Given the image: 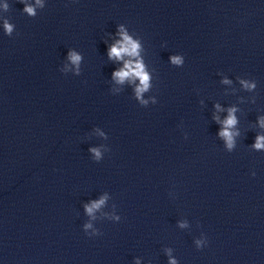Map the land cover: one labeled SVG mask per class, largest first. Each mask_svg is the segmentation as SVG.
Instances as JSON below:
<instances>
[{
	"label": "clouds",
	"instance_id": "1",
	"mask_svg": "<svg viewBox=\"0 0 264 264\" xmlns=\"http://www.w3.org/2000/svg\"><path fill=\"white\" fill-rule=\"evenodd\" d=\"M20 3H24L25 7L23 11L27 13L29 16H35L36 10L35 7L26 3V0H20ZM37 6L41 5V0H36ZM3 9L5 11L8 10V5L4 4ZM3 28L7 35H11L14 31L15 25L10 23L8 19H4L3 21ZM120 39L116 40L113 43L109 50L108 56L109 59H115L118 61H123V67L119 70L113 72V79L118 84H123L125 81L134 82L136 80L139 81V84L135 88V96L137 99H140L142 104H146L147 101L141 99L142 94L148 91L151 87L150 84V74L146 71L145 64L143 63L142 59L140 58V51L141 45L138 40H134L128 32L124 29L123 26H119L118 33ZM127 57V59H125ZM69 60L72 64L77 66V71L79 70V64L81 62V55L77 54L74 51L69 52ZM171 63L174 65H181L183 63V59L181 56H172L170 57ZM224 83H230L227 79L223 81ZM241 84L246 89H252L255 87L254 83H249L247 81L241 80ZM217 110H221L219 105H216ZM236 112V108L228 109V116L223 120L220 121L219 117H214L218 122L222 124V130L219 132V136L226 141L227 147L231 149L233 147L234 141L233 137L237 133H234L232 129L237 124V118L234 115ZM260 126L264 128V118H261ZM101 135H103L101 133ZM253 147L257 150L264 149V136L257 135L256 141ZM90 151L94 154V157L99 160L101 157V152L98 148H91ZM107 197H101L97 201H93L90 204L85 205V211L89 216H93L94 212L99 210L106 201ZM184 223L180 224V227H185ZM86 228H90L91 224L85 225ZM197 244H200V241H197ZM169 264H177L176 260L170 259Z\"/></svg>",
	"mask_w": 264,
	"mask_h": 264
}]
</instances>
